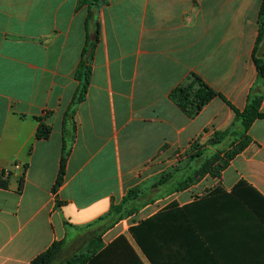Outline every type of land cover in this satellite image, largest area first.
I'll list each match as a JSON object with an SVG mask.
<instances>
[{
    "label": "crops",
    "instance_id": "0c3cea01",
    "mask_svg": "<svg viewBox=\"0 0 264 264\" xmlns=\"http://www.w3.org/2000/svg\"><path fill=\"white\" fill-rule=\"evenodd\" d=\"M262 2L0 0V174L11 172L0 188V264H30L73 233L90 245L87 225L177 160L166 157L229 128L249 94L263 97L264 113L254 61ZM85 49L90 85L71 119ZM192 73L222 96L194 118L170 99ZM39 118L52 127L48 139L37 138ZM248 134L221 177L144 206L108 229L104 247L125 235L142 264H155L129 228L159 214L157 264H264V118ZM95 263L139 264L114 260L113 248Z\"/></svg>",
    "mask_w": 264,
    "mask_h": 264
},
{
    "label": "trees",
    "instance_id": "16d2710c",
    "mask_svg": "<svg viewBox=\"0 0 264 264\" xmlns=\"http://www.w3.org/2000/svg\"><path fill=\"white\" fill-rule=\"evenodd\" d=\"M79 1L80 4L89 3V0ZM97 35L98 32H96V39ZM86 54L87 50L85 49L84 57L76 73V79L80 82V86L67 113V116L71 119L75 114V108L85 100L90 85L92 69L89 66V59ZM254 61L258 71V78L264 80V0L258 16V36L255 42ZM249 95L245 109L242 111L235 110L236 117L229 128L216 130L205 142H201L200 139L196 140L182 156H178L177 161L170 168L161 172L156 182L146 190H142L140 185L135 186L127 191L119 203L112 202L110 210L106 215L85 227L86 230H92L93 232L90 242V248L94 251L93 255L86 257L76 254L67 259L64 264H96L95 262L103 258L111 248L114 249V260H137L139 264H142L140 257L133 250L125 235L117 237L109 247H104L103 235L108 229L110 230L119 222L138 214L144 206L154 203L160 198L175 192L185 191L208 175L216 178L221 177V172L251 143L252 139L248 132L252 124L255 120L264 118V113L261 112L263 97L253 94ZM215 97L222 98L197 73H192L189 82L179 85L170 93V99L190 118L196 117ZM39 121L41 124L37 132V138L48 139L52 132V127L41 118H39ZM68 133L66 122L64 124V147L60 172L53 187L58 207L63 204L57 195L59 188L65 181L66 165L71 152V147H68L66 139ZM164 151L165 149L160 153L162 154ZM26 168L27 166H25ZM10 173L3 171L0 174V188H8ZM24 184L25 173L20 179V189L23 188ZM156 190L160 191V194L156 196L152 195ZM175 208L176 204L173 202L166 209ZM158 217L159 214H156L151 219L134 223L129 228V233L134 242L139 246V249L142 250L149 260L154 261L155 264L157 263L152 251L155 248L157 252V248L156 246L150 248V245L157 233V227L152 226H155L154 222H156ZM65 244V240L55 242L30 264H56Z\"/></svg>",
    "mask_w": 264,
    "mask_h": 264
},
{
    "label": "rangeland",
    "instance_id": "374dc122",
    "mask_svg": "<svg viewBox=\"0 0 264 264\" xmlns=\"http://www.w3.org/2000/svg\"><path fill=\"white\" fill-rule=\"evenodd\" d=\"M178 156H182V154H179V155L173 154L171 156L166 157V160L169 159L170 161H172V160L174 161V159H177ZM157 177L152 178L151 180H148V181L144 182L143 184H141L140 185L141 189L146 190L148 187H150L152 184H154L156 182ZM209 177H212V176H209ZM213 178H216V177H213ZM158 194H160V191H157V190L152 193V195H154V196H156ZM136 215H134V216H136ZM139 219H140V216L138 215L137 218L135 219V221H137ZM125 226H127V225H125ZM75 234L76 233H73L71 238H68L66 240L65 247H64L63 251L61 252L56 264H64L67 259L73 257L76 254H79V255L81 254V255H84L86 257L93 255L94 251L90 248L91 245L86 244L85 240H82L81 237L78 239H75V236H74Z\"/></svg>",
    "mask_w": 264,
    "mask_h": 264
}]
</instances>
